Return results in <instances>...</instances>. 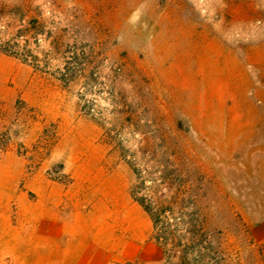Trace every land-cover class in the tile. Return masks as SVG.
Here are the masks:
<instances>
[{
	"label": "rangeland",
	"instance_id": "obj_1",
	"mask_svg": "<svg viewBox=\"0 0 264 264\" xmlns=\"http://www.w3.org/2000/svg\"><path fill=\"white\" fill-rule=\"evenodd\" d=\"M0 163L100 264H264V0H0Z\"/></svg>",
	"mask_w": 264,
	"mask_h": 264
},
{
	"label": "crops",
	"instance_id": "obj_2",
	"mask_svg": "<svg viewBox=\"0 0 264 264\" xmlns=\"http://www.w3.org/2000/svg\"><path fill=\"white\" fill-rule=\"evenodd\" d=\"M20 170L0 163V264H100L95 243L57 196L16 195Z\"/></svg>",
	"mask_w": 264,
	"mask_h": 264
},
{
	"label": "trees",
	"instance_id": "obj_3",
	"mask_svg": "<svg viewBox=\"0 0 264 264\" xmlns=\"http://www.w3.org/2000/svg\"><path fill=\"white\" fill-rule=\"evenodd\" d=\"M137 202L151 218L154 226V241L156 242V244H158L160 247H162L163 245H169L172 248H175L176 244L173 242L175 236L172 230H169L170 227L173 226V224L169 222L168 216L163 215L164 212L161 209V206L153 204L151 202ZM171 251H173V249H171Z\"/></svg>",
	"mask_w": 264,
	"mask_h": 264
}]
</instances>
